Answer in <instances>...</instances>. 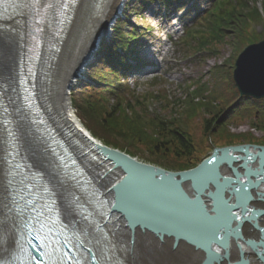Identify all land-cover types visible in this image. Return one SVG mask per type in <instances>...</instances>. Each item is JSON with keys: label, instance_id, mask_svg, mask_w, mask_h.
<instances>
[{"label": "water", "instance_id": "obj_1", "mask_svg": "<svg viewBox=\"0 0 264 264\" xmlns=\"http://www.w3.org/2000/svg\"><path fill=\"white\" fill-rule=\"evenodd\" d=\"M84 70L75 71V82ZM233 80L241 97L264 98V39L240 52ZM96 146L123 172L113 190L131 232L171 237L173 248L184 241L202 251L200 264H264V145L215 147L180 171Z\"/></svg>", "mask_w": 264, "mask_h": 264}, {"label": "trees", "instance_id": "obj_2", "mask_svg": "<svg viewBox=\"0 0 264 264\" xmlns=\"http://www.w3.org/2000/svg\"><path fill=\"white\" fill-rule=\"evenodd\" d=\"M145 1L147 0H140L141 8L144 7ZM172 1L174 0H167L168 6ZM256 2L257 0H215L203 18L207 21L206 28L188 30L183 41L187 37L194 39L198 46L193 48L201 51L207 50L211 42L221 43L225 37L233 33L234 38H237L236 48L239 51L243 45L263 40L264 10L261 12ZM128 18L124 15V19H118L113 27L110 42L102 43L96 59L83 73L85 78L73 86L72 107L76 110V116L83 126L104 145L125 152L111 145L115 143L111 139L123 140L126 142L123 147L134 148L136 151L141 148L140 146H144L162 168L173 171L193 168L203 159L194 157L196 145L185 123L173 116L166 118L159 111L150 110V105L160 99L163 103H171L176 113L183 101L180 99L169 101L165 90L163 92L147 90L137 95L130 86L131 79L127 70L132 66L127 64V58L135 51L138 36ZM258 21L263 24V30L259 32L251 30L252 23ZM126 26L132 32H127ZM186 44L189 42L186 41ZM210 49L216 52L215 47ZM218 76L223 80L222 73ZM229 80L232 87L227 90L236 97L239 91L232 77H229ZM134 82L137 85V81ZM159 82H162V78L154 79L152 83L156 85L160 84ZM217 89L213 90L208 83L201 81L189 84L187 86L188 99L184 102L186 106L188 105L187 113L195 115L202 109L209 113L224 111V108H218L219 104L216 101L221 99L224 103H229L232 98L223 92L217 94ZM246 98L245 100L240 99L237 105L229 109V112L232 111L231 120L249 119L252 128L264 130V98L254 99L248 96ZM249 99L251 101H248ZM206 100H208L207 103ZM206 123L208 124L209 120H206ZM220 123L221 121H218V124ZM226 124L222 128H212L208 131L214 133L218 130L217 134H219L226 128ZM208 128L207 125L205 130L207 131ZM234 142L228 141L229 144ZM237 142L259 144L251 138L238 139Z\"/></svg>", "mask_w": 264, "mask_h": 264}, {"label": "rangeland", "instance_id": "obj_3", "mask_svg": "<svg viewBox=\"0 0 264 264\" xmlns=\"http://www.w3.org/2000/svg\"><path fill=\"white\" fill-rule=\"evenodd\" d=\"M83 2L90 4L89 0H81L78 6L81 10ZM214 2L215 0H174L168 6L167 0H147L144 3V7L141 8L142 2L140 0H123L115 21L108 28L109 35L101 41L102 43L110 42L113 27L118 19H124V15L129 17V22L133 24L131 26L135 27V33L138 36L135 48L136 58L141 63L155 64L154 72L143 75H131V88L136 91L137 95L143 94L147 90L155 92H163L165 90L169 101L173 102L177 99L183 101L178 106L176 113L173 111L174 107L171 103H163L160 99L150 105V110L153 112L159 111L166 118L173 116L174 118L181 119L185 123V127L188 128L196 145L194 157L203 160L213 152L215 147L240 144L237 142L238 139L251 138V140L259 144L264 143V130L252 128L249 119L231 120L230 118L232 111L229 112V109L235 106V104L237 105L240 99H247L246 96L241 97L240 94L235 97L227 90V88L232 87L229 77H232V81L234 82L233 71L236 58L247 45H243L241 50L238 51L236 48L237 38H234L233 33L225 37L223 42L216 43L213 41L207 46L209 47L207 50L201 51L193 48L198 46V43L194 39L187 37L183 41V37H186L188 30L206 28L207 21L203 18ZM256 5L263 12L264 0H257ZM78 11L79 9H77V14L79 13ZM125 30L132 32L127 26ZM251 30L262 31L263 24L261 21L252 23ZM0 40L9 46L11 53L16 51L12 41L1 35ZM186 41L189 44H186ZM102 43L94 51L92 59L101 50ZM212 47L216 48V52L211 51L210 48ZM62 51L60 55H62ZM92 59L90 63H92ZM57 66L55 65L54 69L56 78ZM218 66L219 68H217ZM220 73L223 75V80L218 76ZM159 78H162V82H159L160 84L155 85L152 83L154 79ZM133 80L137 81V85ZM195 81L208 83L213 90L218 87L217 94L218 92H223L226 96L231 97L232 100L229 103H224L221 99L216 101L219 104L218 108H224L225 110H220L218 113H209L202 109L195 115H189L187 113L188 105L186 106L184 102L188 99L187 86ZM77 82H75V85ZM248 101L251 100L249 99ZM205 102L207 103L208 100ZM72 111L76 115L74 107H72ZM206 120H209L208 124ZM218 121H221V123L218 124ZM224 124L227 126L219 134H217L218 130L214 133L209 132L212 128H222ZM207 125L209 128L206 131ZM111 140L116 143H111L112 146L114 145L134 155L141 162L159 166V163L155 162V158L147 152L144 146H140L141 148L136 151L134 148L123 147L126 144L123 140ZM228 141L235 142L229 144ZM152 236L155 237L154 235ZM155 239L157 238L155 237ZM127 256L128 254L126 255V263Z\"/></svg>", "mask_w": 264, "mask_h": 264}, {"label": "bare ground", "instance_id": "obj_4", "mask_svg": "<svg viewBox=\"0 0 264 264\" xmlns=\"http://www.w3.org/2000/svg\"><path fill=\"white\" fill-rule=\"evenodd\" d=\"M122 1L101 0L98 3L97 0L93 2L89 0L90 4L83 2L82 10L78 8L79 13L74 15L76 17L68 27L65 39L62 41L61 51L64 49L57 60V78L54 75L56 81L51 101L56 105V108L61 110L62 117L72 125L76 133H81L79 128L84 129V127L72 111L71 91L75 85V71L78 68L85 69L88 67L94 51L102 43L101 41L109 35L108 28L115 21ZM21 11L22 14L30 13L27 5H24ZM0 35L2 36L1 32ZM3 37L8 39L5 36ZM8 40L11 41V39ZM12 42L16 47L15 41ZM17 58V51L11 53L9 46L0 40V73L4 74L12 68ZM51 121L53 122L52 119ZM4 151L11 155L8 149H4ZM134 158L140 161L138 158ZM5 167L6 163L0 161V176L5 175L3 172ZM172 243L173 239L171 237L164 236L160 241L155 239L149 232L135 230L130 251L127 252L126 264H200L203 259L202 251L195 249L184 241L178 242L174 248L170 247ZM3 244L8 246L13 245V242L7 240ZM124 261L126 262V256Z\"/></svg>", "mask_w": 264, "mask_h": 264}, {"label": "snow or ice", "instance_id": "obj_5", "mask_svg": "<svg viewBox=\"0 0 264 264\" xmlns=\"http://www.w3.org/2000/svg\"><path fill=\"white\" fill-rule=\"evenodd\" d=\"M237 179L239 180V176L237 177Z\"/></svg>", "mask_w": 264, "mask_h": 264}]
</instances>
